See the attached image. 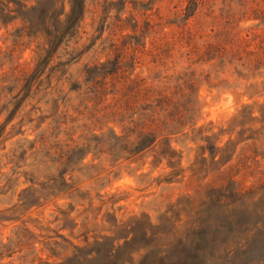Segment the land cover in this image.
I'll list each match as a JSON object with an SVG mask.
<instances>
[{
  "label": "clouds",
  "instance_id": "9594fccd",
  "mask_svg": "<svg viewBox=\"0 0 264 264\" xmlns=\"http://www.w3.org/2000/svg\"><path fill=\"white\" fill-rule=\"evenodd\" d=\"M0 264H264V0H0Z\"/></svg>",
  "mask_w": 264,
  "mask_h": 264
},
{
  "label": "trees",
  "instance_id": "16d2710c",
  "mask_svg": "<svg viewBox=\"0 0 264 264\" xmlns=\"http://www.w3.org/2000/svg\"><path fill=\"white\" fill-rule=\"evenodd\" d=\"M18 106H19V105H18ZM9 119H11V115H10Z\"/></svg>",
  "mask_w": 264,
  "mask_h": 264
}]
</instances>
